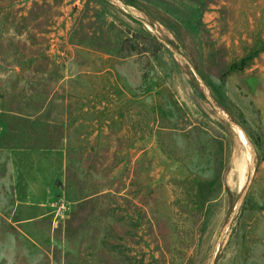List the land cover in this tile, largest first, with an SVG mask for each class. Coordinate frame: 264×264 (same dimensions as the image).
I'll return each instance as SVG.
<instances>
[{
    "label": "rangeland",
    "instance_id": "rangeland-1",
    "mask_svg": "<svg viewBox=\"0 0 264 264\" xmlns=\"http://www.w3.org/2000/svg\"><path fill=\"white\" fill-rule=\"evenodd\" d=\"M0 145V264H264V0H0Z\"/></svg>",
    "mask_w": 264,
    "mask_h": 264
},
{
    "label": "crops",
    "instance_id": "crops-1",
    "mask_svg": "<svg viewBox=\"0 0 264 264\" xmlns=\"http://www.w3.org/2000/svg\"><path fill=\"white\" fill-rule=\"evenodd\" d=\"M0 148H6V147H4V146H2V145H0ZM8 148V147H7ZM10 158V157H9ZM7 163H10V161L8 160V162ZM10 173H12V169L11 170H7V174H10ZM14 176V175H13ZM5 173H4V170L2 171V175H1V177H0V181H5L4 179H5ZM13 177L11 178V179H8V180H11V181H13Z\"/></svg>",
    "mask_w": 264,
    "mask_h": 264
}]
</instances>
